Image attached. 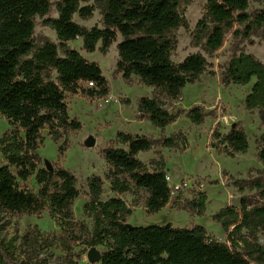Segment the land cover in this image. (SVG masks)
Masks as SVG:
<instances>
[{"label": "trees", "instance_id": "16d2710c", "mask_svg": "<svg viewBox=\"0 0 264 264\" xmlns=\"http://www.w3.org/2000/svg\"><path fill=\"white\" fill-rule=\"evenodd\" d=\"M94 1L95 5H90ZM193 0H0V116L10 129L0 138V214L49 216L60 228L53 236L37 227L22 239L0 240V264H55L52 249L64 253L62 264H80L87 248H101L100 264H264V204L244 198L237 206L224 208L213 216L228 235L231 246L210 239L201 226L133 227L128 225L131 209L121 198L103 201L104 181L88 180L89 200L84 206L92 227L75 220L73 205L80 197L73 173L59 164L46 163L38 154L43 131L57 143L81 129L71 120L67 95L90 99L106 98L110 88L100 66L88 62L69 43L81 39L83 50L106 54L119 38L116 73L128 83L154 89L153 98H141L138 114L154 128L164 130L181 112H170L159 100L175 102L188 85H194L210 67L206 58L220 51L233 32L234 41H248L261 34L264 40V9L250 13L251 2L264 0H207L205 13L193 32L192 45L204 54L188 56L176 64L172 57L178 47L177 32L188 29L185 8ZM53 6L58 17L50 18ZM100 9L103 29L88 30L74 17L90 20ZM53 29L59 45L35 42L36 18ZM255 83L245 99L246 109L258 111L264 128V64L252 54L238 50L221 73L224 88ZM93 83V87L88 84ZM192 124L200 126L207 117L203 108L187 112ZM219 154L234 158L246 154L249 140L239 124L223 136L214 132ZM160 145L168 149L187 148L185 138L170 136ZM185 142V143H184ZM115 146L102 151L107 164L106 179L116 195L144 192L148 214L165 209L171 200L166 181V162L161 157L147 166L140 154L153 151L156 141L144 135L119 133ZM67 150L65 143L60 154ZM264 164V147L258 149ZM250 184L264 200V181ZM206 196L198 194L187 208L199 216L206 211ZM263 241V242H262ZM79 249V251H77Z\"/></svg>", "mask_w": 264, "mask_h": 264}, {"label": "rangeland", "instance_id": "374dc122", "mask_svg": "<svg viewBox=\"0 0 264 264\" xmlns=\"http://www.w3.org/2000/svg\"><path fill=\"white\" fill-rule=\"evenodd\" d=\"M60 0H54V3ZM207 0H193L185 8V18L189 28H181L177 32L178 47L173 54L176 64L184 61L188 56L204 54L201 48L192 45L193 32L197 23L205 13ZM90 5H95L94 1ZM264 9V1L251 2L250 13ZM50 18H57L56 7L53 6ZM74 21L88 29H103L102 15L96 7L90 20H82L76 15ZM51 41L59 45L57 35L53 29L44 24V19L36 18L35 42L41 45ZM119 38L110 50L103 54L98 45L95 53L83 50V41L77 39L69 43L71 49L78 51L88 62L100 66L104 77L108 81L110 92L106 98L90 99L78 95H67L66 103L69 108L71 120L81 123L80 130L65 136L55 142L44 130L43 145L38 154L49 163L59 164L70 171L77 178V187L80 197L73 205L75 220L92 227V220L84 211V206L89 200L88 180L99 176L104 181L103 201L110 198H121L131 209L132 215L128 225L133 227L171 226L174 228H192L201 226L207 230L210 239L231 246L228 235L222 226L213 220V216L224 208L237 206L235 201L251 198L252 202L264 204L255 190L251 189L252 181H264V164L258 160V149L264 147V128L261 124L258 111H249L245 106V99L251 92L255 79L247 86H230L224 88L221 83V73L232 55L238 50L252 54L264 64V40L260 33L252 37L253 44L248 41H234L233 32H230L223 48L212 57L206 56L210 67L194 85H188L182 97L170 102L159 97L164 108L170 112H181L179 119L164 130L154 128L149 121H142L138 114V102L141 98H153L154 89L140 84L138 78L134 83L126 82L120 74L116 73L119 60L117 45ZM200 106L207 117L205 123L197 126L191 123L187 112ZM239 124L243 127L248 140L249 150L246 154H238L234 158L219 154L212 146L219 144L212 138L214 132L227 135L232 127ZM10 129L9 122L0 116V138ZM144 135L156 141L153 151L140 154L139 159L147 166L151 161L163 158L166 162L165 170L171 176L172 185H179L189 181L191 186L174 190L168 206L156 214H148L145 208L144 192L116 195L111 191L110 182L105 178L108 172L107 164L102 156V151L115 146L114 140L119 133ZM185 138L187 148L168 149L160 145V140L170 136ZM90 137L96 139V146L88 148L86 142ZM65 143L66 152L61 155L60 147ZM3 160L0 157V165ZM198 194L206 196V211L204 216L191 212L187 204L194 200ZM35 227L41 234L53 236L60 233V228L51 219L48 211L41 215L0 214V240L9 242L16 239L15 245L20 249L23 237ZM263 242V241H262ZM91 248L86 249V254L81 258L80 264H90L87 254ZM101 250V248H98ZM55 264H62L64 253L56 246L52 250ZM79 251V249L77 250Z\"/></svg>", "mask_w": 264, "mask_h": 264}, {"label": "water", "instance_id": "95a60500", "mask_svg": "<svg viewBox=\"0 0 264 264\" xmlns=\"http://www.w3.org/2000/svg\"><path fill=\"white\" fill-rule=\"evenodd\" d=\"M86 146L88 148H94L96 146V139L94 137H90L86 142ZM46 163L49 162L46 161ZM235 204L238 205V201H235ZM87 259L90 264H100L102 261V252L93 248L88 252Z\"/></svg>", "mask_w": 264, "mask_h": 264}, {"label": "built area", "instance_id": "2783aa9c", "mask_svg": "<svg viewBox=\"0 0 264 264\" xmlns=\"http://www.w3.org/2000/svg\"><path fill=\"white\" fill-rule=\"evenodd\" d=\"M89 87H93L94 84L93 83H89L88 84ZM166 181L170 184V188H171V195L173 193L174 190L178 191L180 189H183V187H189L191 186L189 181H183L181 184L179 185H172V179L171 176L167 174L166 176Z\"/></svg>", "mask_w": 264, "mask_h": 264}, {"label": "crops", "instance_id": "0c3cea01", "mask_svg": "<svg viewBox=\"0 0 264 264\" xmlns=\"http://www.w3.org/2000/svg\"><path fill=\"white\" fill-rule=\"evenodd\" d=\"M166 173H167V171H166Z\"/></svg>", "mask_w": 264, "mask_h": 264}]
</instances>
